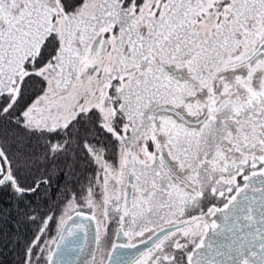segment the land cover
<instances>
[{
	"label": "snow or ice",
	"instance_id": "6c2138e0",
	"mask_svg": "<svg viewBox=\"0 0 264 264\" xmlns=\"http://www.w3.org/2000/svg\"><path fill=\"white\" fill-rule=\"evenodd\" d=\"M12 210L19 264H264V0H0Z\"/></svg>",
	"mask_w": 264,
	"mask_h": 264
},
{
	"label": "trees",
	"instance_id": "16d2710c",
	"mask_svg": "<svg viewBox=\"0 0 264 264\" xmlns=\"http://www.w3.org/2000/svg\"><path fill=\"white\" fill-rule=\"evenodd\" d=\"M31 225L21 221L16 211L12 210L11 216L0 217V264H15V258L20 259L21 247L24 238L30 237L25 227Z\"/></svg>",
	"mask_w": 264,
	"mask_h": 264
},
{
	"label": "water",
	"instance_id": "95a60500",
	"mask_svg": "<svg viewBox=\"0 0 264 264\" xmlns=\"http://www.w3.org/2000/svg\"><path fill=\"white\" fill-rule=\"evenodd\" d=\"M90 228L88 230V238H87V242H85V251L83 254H85L87 252H88L87 254H89V252L92 249V246H91L92 245V235L90 233ZM80 235H81L82 242H84L83 241V234H80ZM138 247L142 249L144 247V245H138ZM133 251H135V250H133ZM83 254H79V259H77L78 253H73L72 255L66 257V259L71 261L72 264H74L75 260L77 259L78 262H76V264H81V262L83 260ZM114 259H115V257H114Z\"/></svg>",
	"mask_w": 264,
	"mask_h": 264
},
{
	"label": "rangeland",
	"instance_id": "374dc122",
	"mask_svg": "<svg viewBox=\"0 0 264 264\" xmlns=\"http://www.w3.org/2000/svg\"><path fill=\"white\" fill-rule=\"evenodd\" d=\"M25 228H26L27 231L30 233V235H31V233L34 231L32 225H29L28 227H25ZM93 232H94V226H92V227L90 228V233H91L92 236H93ZM53 234H54V231H53ZM112 239H115V240H117V242H120V241L123 240L124 238H123V236L116 237V236H115V233H114V231H113V233H112ZM21 245H22V243H21ZM91 246H92V248L94 247L93 244H92ZM91 250H92V249H91ZM87 253H88V252H87ZM87 253L83 254V260H82V262H83L85 259H91L90 254H87ZM89 253H90V252H89ZM19 261H20V259H18V258L16 257V258H15V264H19ZM82 262H81V264H82Z\"/></svg>",
	"mask_w": 264,
	"mask_h": 264
}]
</instances>
